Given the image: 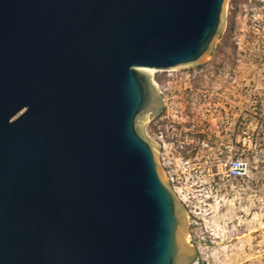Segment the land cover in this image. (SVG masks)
<instances>
[{
    "label": "water",
    "instance_id": "water-1",
    "mask_svg": "<svg viewBox=\"0 0 264 264\" xmlns=\"http://www.w3.org/2000/svg\"><path fill=\"white\" fill-rule=\"evenodd\" d=\"M229 1L0 0V264H192L145 70L212 58Z\"/></svg>",
    "mask_w": 264,
    "mask_h": 264
},
{
    "label": "rangeland",
    "instance_id": "rangeland-1",
    "mask_svg": "<svg viewBox=\"0 0 264 264\" xmlns=\"http://www.w3.org/2000/svg\"><path fill=\"white\" fill-rule=\"evenodd\" d=\"M246 2L229 1L225 31L212 58L203 63L206 78L181 80L177 70L173 77L167 72L155 75L161 84L178 81L174 110L180 114L179 122L183 117L187 126L204 130L215 143L229 142L234 116L253 104L264 77L261 42L249 35L243 22ZM179 169L192 175L184 207L196 259L204 264H264V168L239 182L211 178L200 159Z\"/></svg>",
    "mask_w": 264,
    "mask_h": 264
},
{
    "label": "built area",
    "instance_id": "built-area-1",
    "mask_svg": "<svg viewBox=\"0 0 264 264\" xmlns=\"http://www.w3.org/2000/svg\"><path fill=\"white\" fill-rule=\"evenodd\" d=\"M242 8L244 25L249 35L259 38L264 54V0H247ZM238 18L241 19L240 16ZM164 72L169 73V77H173V73L182 72L181 80L190 82L206 78L208 69L202 64L177 72ZM152 79L162 96L164 111L148 123L146 136L160 146L164 174L181 199H186L192 175L187 176L179 168L188 165L193 159L204 160L210 169V177H219L224 182L248 180L254 171L264 168V77L256 90L257 94H254L253 104L237 117L234 116L233 128L226 144L213 142L204 130H196L194 125L187 126L183 117V123L179 122L180 114L174 110L177 107L174 102L178 91L177 80L161 84L156 76ZM192 264L204 263L196 259Z\"/></svg>",
    "mask_w": 264,
    "mask_h": 264
},
{
    "label": "bare ground",
    "instance_id": "bare-ground-1",
    "mask_svg": "<svg viewBox=\"0 0 264 264\" xmlns=\"http://www.w3.org/2000/svg\"><path fill=\"white\" fill-rule=\"evenodd\" d=\"M173 71L175 72L176 70H173ZM173 71H170V72H173ZM145 72H147L148 74H150V75L152 76V78H153V77H155V75H156L157 73H159V72H164V71H163V70H160V71H153V70H148V69H146ZM147 125H148V124H147ZM147 125H146V126H147ZM145 128H146V127H145ZM180 200H181V202L184 204V202H185L184 199H181V198H180ZM186 215H187V214H186ZM187 217H188V216H187Z\"/></svg>",
    "mask_w": 264,
    "mask_h": 264
},
{
    "label": "trees",
    "instance_id": "trees-1",
    "mask_svg": "<svg viewBox=\"0 0 264 264\" xmlns=\"http://www.w3.org/2000/svg\"><path fill=\"white\" fill-rule=\"evenodd\" d=\"M237 27L235 28V31H236ZM233 30V27L231 26V31Z\"/></svg>",
    "mask_w": 264,
    "mask_h": 264
}]
</instances>
